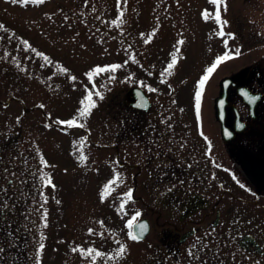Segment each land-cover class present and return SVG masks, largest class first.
<instances>
[{"label":"rangeland","instance_id":"1","mask_svg":"<svg viewBox=\"0 0 264 264\" xmlns=\"http://www.w3.org/2000/svg\"><path fill=\"white\" fill-rule=\"evenodd\" d=\"M215 11L209 0H43L27 4L0 0V107L6 100L11 110H25L27 131L21 145L26 157L20 160L28 161V173L35 177L29 186L38 187L39 194L29 197L24 211L27 222L17 255L22 264H142L151 248L129 238V225L140 216L154 220L157 212L120 191L123 180L119 175L124 169L109 152L107 156L91 147L75 125L57 123L76 120L93 134L99 132L100 127L90 120L93 110L77 119L87 95L95 102L97 92L102 97L107 91L108 96L116 87L132 84L151 96L166 91L170 94L167 110H186V130L195 131L199 80L218 56L228 52L232 58L218 65L203 86L199 110L203 116L207 113L211 123L218 82L244 68L260 69L262 77L257 82L263 98L255 133L264 134V0H223V24H217ZM173 57L176 63L169 73L166 69ZM112 66L118 67L94 72ZM112 97L116 101V94ZM41 110L57 125L41 121ZM113 113L106 114L110 123L104 128L109 132L116 129L111 126L117 117ZM61 124L66 130L59 128ZM17 156L11 155L10 163ZM235 167L239 180L241 169L237 163ZM40 174L51 184L45 186ZM194 176L203 185L212 173L205 169ZM211 187L209 183L199 188L202 201L198 204V195H192L196 205L187 213L192 218L187 224L196 223L197 231L183 246L185 253L175 263L165 259L160 264H243L245 259L237 257L233 243L235 228L250 230L237 227L243 196L228 190L212 194ZM229 204L231 209H227ZM208 210L220 213L221 222L215 229L209 225ZM172 217L160 220L168 219L167 227H179ZM121 245L125 252L117 255Z\"/></svg>","mask_w":264,"mask_h":264},{"label":"flooded vegetation","instance_id":"2","mask_svg":"<svg viewBox=\"0 0 264 264\" xmlns=\"http://www.w3.org/2000/svg\"><path fill=\"white\" fill-rule=\"evenodd\" d=\"M256 69L244 68L229 76L233 86L227 87L223 123L228 133H233L239 123L244 131L235 133L233 138L227 140L222 136L221 120L217 118L214 109L215 98L220 93V81L218 93L212 100L209 115L211 123H208L207 113L203 116V110H194L193 120L198 125L195 131L186 130V110H167L170 94L164 91L151 96L144 88L134 84L116 87L115 93V90L109 91V97L106 96L107 91L102 99L101 96H96V106L90 109L93 110L90 120L93 118V122L100 127L99 132L96 130L93 134L84 124L75 126V130L83 132L84 140L91 147L103 150L107 156L110 153L116 163L124 169L119 175L120 181L123 180L119 186L120 191L127 195L130 193L132 200L146 205L150 212H157L158 217L154 220L147 216H140L136 220L146 219L148 223L147 234L138 240L151 247L143 257L142 264H160L165 259L175 263L181 253H185L183 246L197 231L196 223L187 224L192 219L187 213L202 201L199 188L206 187L209 183H212V194L215 190H228L243 196V213L239 215L237 227H250V230L239 232L235 228L233 243L238 250L237 257L245 259L243 264H264V134L255 133L256 126L261 121L258 108L262 100L250 111L249 105L237 93L238 87L241 90H261L260 82H257L261 81V78L257 79V76L262 77V73L260 69H257L259 72ZM115 94L116 101H113L112 96ZM2 102L0 264H22V257L17 255L22 249L20 240L24 234L21 232L27 222L24 211L28 210L29 197L39 194L36 192L38 187L29 186L35 177L28 173V161L20 160L21 157H26L25 146L21 145L22 137L27 131L25 110H11L6 106V100ZM112 110L117 117L116 123L111 126L116 129L109 132V129H105L106 124L110 123L106 122V114H110ZM39 118L48 125H57L53 124L42 110ZM86 124L89 125L88 122ZM59 128L66 130L67 127L61 124ZM244 134L247 136L239 138ZM7 151L9 154L5 155ZM11 155H18L14 164L9 161ZM236 163L241 169L242 177L240 176L239 180L235 177ZM205 169H208L212 176L207 183L201 185V178L196 179L194 175H199L200 172L202 174ZM224 169L227 170L226 173ZM10 173L17 176L12 177ZM224 175L226 178L222 177ZM41 177L43 176L40 174L39 178ZM195 194L198 195L197 200L192 196ZM34 204L38 206L35 201ZM153 207H157L158 211ZM231 208L232 204H229L227 209ZM209 210L208 215L212 216L209 225L215 229L221 222V216L219 211L215 210L214 214ZM171 215L179 223V227H167L168 219L160 220L162 216L170 218ZM204 218L205 214L200 216V220ZM170 223L172 222L169 221Z\"/></svg>","mask_w":264,"mask_h":264},{"label":"snow or ice","instance_id":"3","mask_svg":"<svg viewBox=\"0 0 264 264\" xmlns=\"http://www.w3.org/2000/svg\"><path fill=\"white\" fill-rule=\"evenodd\" d=\"M13 3H16L17 0H12ZM20 3L22 4H27L29 2L32 3H41L43 2V0H19ZM209 2L214 5L216 7V11H215V20L217 22V24H223V22L221 21L220 18V7L223 3V0H209ZM207 15V14H206ZM2 27V26H0ZM219 35L223 36L224 33L223 31H221L219 33ZM182 43V42H180ZM237 54H239L238 50H237ZM232 57L229 55L228 52H225L223 55L218 56L215 60L214 63H212V65L210 67H208L205 71V74L201 77V79L199 80L198 86H197V92H196V102H197V111L199 110V101H200V96H201V90L203 89V86L205 85V83L209 80L210 76L212 75V73L215 71V69L218 67V65H220L222 62H225L228 59H231ZM45 59H47L45 57ZM176 60L175 57H173L172 62L168 64L166 71H168L170 73V70L173 68V66L175 65ZM118 66H112L109 69H103V68H96L94 70L95 73H100L103 71H115V68ZM89 79H91V76L89 77ZM97 96H100V93L97 92L96 93ZM102 99V97H100ZM81 110L79 112V116L77 117V119L80 118H84L87 117L90 113V109L94 108L96 105L92 100V96L91 94L87 95L85 97V100L81 101ZM57 123H66L67 126L72 127V126H82V125H78L76 120H69L67 122H61V121H57ZM80 159L83 160L84 156L81 155ZM41 163H43V161H41ZM42 181L44 182L45 186L50 185L51 181L47 178V177H41ZM129 196L131 195L130 193L128 194ZM139 215V213H137V216ZM131 227V225H129ZM138 228V233L136 235H133L131 232L129 233V238L132 240H137L139 239V236L142 235L145 231L146 225L144 224H138L137 225ZM41 247H43V245H41ZM89 253H91L93 250L89 249L88 250ZM125 252V247L123 245H121L119 247V251L117 253V255H122ZM96 256H99L100 253L96 252L95 253ZM109 259H111V257H109Z\"/></svg>","mask_w":264,"mask_h":264},{"label":"water","instance_id":"4","mask_svg":"<svg viewBox=\"0 0 264 264\" xmlns=\"http://www.w3.org/2000/svg\"><path fill=\"white\" fill-rule=\"evenodd\" d=\"M229 81H230L229 77H225V78H222L220 80V93L215 98V101H214V109L216 110L217 118H220V120H221L222 136L226 140L230 139V138H233V135L235 133H239V132L244 130V128H240L241 124L239 123V125L237 124V126H238L237 129L233 133H230V132L228 133V130H227V128L225 127V125L223 123V110H224V106L227 104L225 99H226L227 87L230 85ZM239 88L240 87L237 88V93L241 96V98H242V100L244 102L248 103L249 110H254L255 107L257 106L258 102L262 99V95H263L262 92H260V91L253 92V91H251V90H249V89H247L245 87H244L245 89H242V90L239 89ZM250 94L253 95V96H250ZM234 110H236V108H234ZM138 224L146 225L144 233L139 236V239H137V240H140L146 235V233L148 231V224H147V221L145 219H141V220H139L137 222H134L131 225V233L133 235H136L138 233V228H137Z\"/></svg>","mask_w":264,"mask_h":264},{"label":"bare ground","instance_id":"5","mask_svg":"<svg viewBox=\"0 0 264 264\" xmlns=\"http://www.w3.org/2000/svg\"><path fill=\"white\" fill-rule=\"evenodd\" d=\"M250 96H253V95L250 94ZM250 96H249V97H250ZM245 103H246V102H245ZM246 104H248V103H246ZM243 127H244V126H243Z\"/></svg>","mask_w":264,"mask_h":264}]
</instances>
